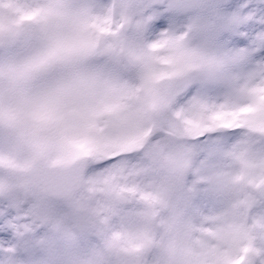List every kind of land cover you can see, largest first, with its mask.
<instances>
[{
  "label": "snow or ice",
  "instance_id": "1",
  "mask_svg": "<svg viewBox=\"0 0 264 264\" xmlns=\"http://www.w3.org/2000/svg\"><path fill=\"white\" fill-rule=\"evenodd\" d=\"M5 6L12 15L7 21L0 17V49L19 51L0 63V119L38 157L36 164L20 165L22 170L46 174L77 162L116 164L54 194L89 193L99 224L132 242L127 252L134 264H264V60L235 77L223 98L194 97L178 105L176 85L210 75L221 63L189 46L191 30L132 43L128 30L133 24L143 29L147 20L118 16L115 4L97 10L72 0H0ZM98 57L112 59L115 74L87 71ZM145 96L171 113L172 124L164 130L169 137L244 134L224 151L213 180L204 181L222 187L220 211L186 220L152 165L117 163L141 152L154 136L107 130L140 119ZM4 149L0 141V164H12L11 151L5 156ZM159 162L175 163L163 151ZM129 204L135 219L117 222L118 209ZM150 252L157 253L151 260Z\"/></svg>",
  "mask_w": 264,
  "mask_h": 264
},
{
  "label": "rangeland",
  "instance_id": "2",
  "mask_svg": "<svg viewBox=\"0 0 264 264\" xmlns=\"http://www.w3.org/2000/svg\"><path fill=\"white\" fill-rule=\"evenodd\" d=\"M102 10L116 5L118 16L136 21L147 20L143 29L133 24L126 34L132 43L152 42L162 33L177 34L191 30L189 46L200 49L220 61L213 73L194 75L176 85L181 89L178 105L194 97L223 98L230 82L250 73L264 60V0H72ZM19 49L0 50V60ZM95 66L105 67V57ZM129 77L133 74L126 73ZM171 113L160 116V127L141 152L117 163L152 165L154 174L177 213L198 221L203 215L225 206L223 189L212 181L224 165L223 153L241 137L220 134L193 140L169 137L164 130L172 124ZM168 153L174 164L159 162L161 152ZM189 161L184 167L183 162ZM116 164L101 165L90 161L85 180ZM129 204L118 211L120 220H132ZM255 211L259 212L260 209ZM86 207L71 198L48 194L0 195V264H109L104 254V232ZM14 249V250H13Z\"/></svg>",
  "mask_w": 264,
  "mask_h": 264
},
{
  "label": "clouds",
  "instance_id": "3",
  "mask_svg": "<svg viewBox=\"0 0 264 264\" xmlns=\"http://www.w3.org/2000/svg\"><path fill=\"white\" fill-rule=\"evenodd\" d=\"M7 0H5L6 4ZM12 15L10 10L5 7H0V17L5 21ZM4 50V49H0ZM6 59L0 60V63L5 62ZM93 61L87 71L98 73L104 76L115 74V62L105 57V67L98 68ZM163 88V85H158ZM164 110L156 104L151 98H143V114L140 119L131 120L127 122L122 128L109 126V132L122 131L129 135L151 131L153 134L160 127V116ZM111 120V118H109ZM150 138H146L148 140ZM0 141L4 142L5 156L9 151L12 153L13 163L0 164V195L7 196L9 194H47L50 187L46 180V174H37L35 172H25L20 165L24 163L36 164L38 162L37 155L21 141L17 140L15 133L8 126L6 119H0ZM72 198L86 207L87 211L91 214L94 221L99 224L98 217L94 214L96 207L95 199L86 191L80 190ZM132 242L124 238H116L113 234L104 232V254L108 258L109 264H134V260L128 255V248ZM156 252L147 254V259L151 260ZM163 256V253H160ZM85 264H91V261H86Z\"/></svg>",
  "mask_w": 264,
  "mask_h": 264
},
{
  "label": "water",
  "instance_id": "4",
  "mask_svg": "<svg viewBox=\"0 0 264 264\" xmlns=\"http://www.w3.org/2000/svg\"><path fill=\"white\" fill-rule=\"evenodd\" d=\"M89 161L77 162L73 165L63 168L51 170L47 173L46 180L50 187L49 195L55 197H71L70 195L54 194L62 192L67 188H75L84 180V174Z\"/></svg>",
  "mask_w": 264,
  "mask_h": 264
}]
</instances>
